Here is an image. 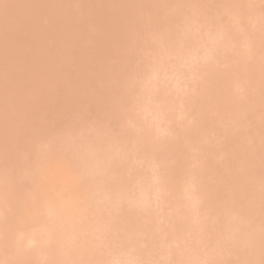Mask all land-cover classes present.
I'll use <instances>...</instances> for the list:
<instances>
[{
  "label": "bare ground",
  "instance_id": "obj_1",
  "mask_svg": "<svg viewBox=\"0 0 264 264\" xmlns=\"http://www.w3.org/2000/svg\"><path fill=\"white\" fill-rule=\"evenodd\" d=\"M199 1L0 0V264H264V0Z\"/></svg>",
  "mask_w": 264,
  "mask_h": 264
},
{
  "label": "rangeland",
  "instance_id": "obj_2",
  "mask_svg": "<svg viewBox=\"0 0 264 264\" xmlns=\"http://www.w3.org/2000/svg\"><path fill=\"white\" fill-rule=\"evenodd\" d=\"M199 2H201V3L204 4V5L209 4V1H201V0H200ZM247 5H248V3L246 4V6H247ZM240 7H241V9H243L242 6H240ZM220 11H221V9H220ZM220 11H219V13H221ZM215 18H216V17H214V19H215ZM212 29H213V28H211V29L209 30V32H210ZM243 48L246 49L247 46L245 45V46H243ZM92 136H97V133H92ZM97 144H98V142H95V143H94V145H97ZM34 177L37 178L36 176H33V178H34Z\"/></svg>",
  "mask_w": 264,
  "mask_h": 264
}]
</instances>
